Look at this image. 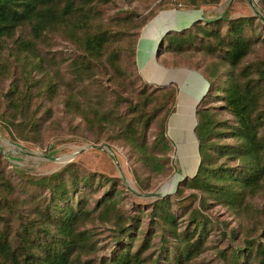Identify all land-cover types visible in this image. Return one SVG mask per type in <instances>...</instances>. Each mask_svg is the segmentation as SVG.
Returning <instances> with one entry per match:
<instances>
[{
  "label": "trees",
  "instance_id": "16d2710c",
  "mask_svg": "<svg viewBox=\"0 0 264 264\" xmlns=\"http://www.w3.org/2000/svg\"><path fill=\"white\" fill-rule=\"evenodd\" d=\"M172 1L167 9L197 12L223 2ZM155 13L119 10L116 15L121 17L116 22L120 24L113 29L99 18L92 0H0V45L12 38L19 26L30 27L31 39L19 41L16 53L20 56L16 58L20 79L25 82H33L34 74L43 73L36 41L48 32H63L76 48L68 64L73 83L82 84L97 66L106 67V72L121 81L134 77L139 84L134 94L116 95L126 103L127 119L116 115L114 120L112 111L103 110L82 90L71 86L63 103L68 110L83 109L85 114L81 115L91 129L93 123L119 124L117 138L137 162L163 174L170 160L168 154L173 151L166 122L176 111L178 85L157 86L145 81L136 57L138 40ZM261 43L264 24L253 14L194 21L162 37L158 60L170 67L199 70L209 86L196 107V172L179 183L173 197L153 203L148 213L140 206L134 214L119 207L118 196L123 189L115 176L81 171L73 163L47 175H24L16 169L6 171V161L0 155V264H148L155 237H160L161 244L152 264H189L202 252L213 228L214 219L207 213L212 205L243 215L252 206L249 199L259 195L264 202V58L244 63ZM27 53L37 61L35 65ZM166 57L169 62L164 61ZM45 91L52 94L55 84L49 81ZM31 101L26 88L11 90L8 102L13 112L5 120L11 138H17L15 132L28 137L39 131L38 110L30 109ZM152 124L156 129L149 140L147 132ZM132 173L138 180L135 167ZM14 175H21L19 181L27 186L22 190H34L35 194H29L36 203L19 201ZM101 186H107L106 192L89 207L88 194ZM183 187L191 191L188 196L182 195ZM26 203L29 206L25 207ZM145 218L149 223L143 227ZM94 219L111 225L114 247L110 256H97ZM261 238L264 240V227ZM243 242V248L220 250L225 264H247L249 257L255 258L256 264H264V241L244 238Z\"/></svg>",
  "mask_w": 264,
  "mask_h": 264
},
{
  "label": "rangeland",
  "instance_id": "374dc122",
  "mask_svg": "<svg viewBox=\"0 0 264 264\" xmlns=\"http://www.w3.org/2000/svg\"><path fill=\"white\" fill-rule=\"evenodd\" d=\"M251 1L253 5L249 0H223L215 6L204 7V11L200 10L198 13L197 11H185L174 17L170 13L176 8L167 9V7L172 6V2L174 4L172 0H112V2H100L98 5H96L95 0H92L93 7L100 12L99 18L103 19L102 22L108 23L113 29H117L120 24L116 22L121 17L120 14L116 15L119 10H132L139 15H144L150 10L156 12V17L149 22L138 40L136 57L138 68L144 80L151 82L152 85L162 86L154 82L156 80L166 81L167 79L164 77L169 78L172 75L171 72L180 75L179 80L175 78L181 86L176 111L170 114L166 122L169 136L173 141V151L168 154L170 160L167 162L163 174L151 172L146 166L137 162L130 149L124 147L121 140L117 138L116 134L120 129L119 124L100 125L93 123L94 128L91 129L88 126L89 123L81 115L85 114L83 109L79 112L74 109L68 110L63 103L67 89L71 86L75 90H82L93 103L102 106L103 110L112 111L110 115L114 120L117 119L115 118L116 115L119 119L122 117L127 119L126 103L117 100L116 95L123 93V96L130 97L139 88L138 81L132 76L130 79L121 81L122 78L119 80L113 76L112 72H106V67L97 66L82 84L73 83V76L69 71L68 64L70 58L75 54L76 48L63 32H48L36 41V54L40 55L43 73L34 74L33 82H25L20 79L19 66L16 62V58L20 56L16 53L19 50L18 42L22 39H31L32 36L28 25L19 26L14 36L4 39L0 45V138H4L8 143L7 149L0 148V155L6 161L5 170L16 169L19 174L40 176L50 174L69 163H73L81 171H93L111 177L115 176L121 181L123 189L122 194L118 196L119 207L128 209L129 214H134L135 209L139 206L148 213L152 209V204L159 199L165 196L173 197L179 183L184 178L192 177L197 169L198 140L195 130L194 134L191 132L195 119L192 114L193 108L190 105L192 102L189 100L202 90L205 83L199 74L180 68L195 69L186 66L170 67L157 58L159 64L171 69L168 70L153 62L152 53L154 54L158 34L166 26L182 28L183 25H187L190 21L187 19L189 17L186 18L188 13L203 15L211 21L225 15L236 17L253 14L264 24V0ZM168 16L169 18L165 20ZM27 56H29L28 53ZM259 58H264L263 43L256 45L244 63ZM168 59L166 57L164 61L169 62ZM29 62L35 65L37 61L32 60L29 56ZM164 71L169 73H164ZM195 71L201 73L199 70ZM194 75L195 79L188 83L184 82ZM49 81L55 84V91L52 94H47L45 91V86ZM121 82L122 85H120ZM176 85L178 84L176 83ZM15 87L18 91L26 88L27 96H31L32 99L30 109L36 108V111L38 110L37 117H39L40 124L37 133L25 137L24 132H15L17 138L13 139L10 137L5 120L13 112L8 97ZM185 108H190V112L182 115ZM182 116L184 117L182 118ZM182 127L186 135L184 137H186L187 154L184 152L183 156H180V150L177 153L178 147L176 146L180 145ZM155 129L156 125L152 124L147 132L149 140L152 139ZM184 137L182 136V138ZM132 167H135L138 172V180L133 176ZM20 177L16 176L13 180L16 187L15 195L20 202L27 200L29 203H36L37 199L31 196V194H35L31 187L27 188L26 192L22 190L23 187L27 186L19 181ZM106 189L107 186H101L97 191L89 193L87 196L88 206H94L96 200L103 195L104 191L106 192ZM183 189L182 195L188 196L191 191L184 187ZM79 195L81 196V194ZM249 202L252 206L243 215L233 214L220 205H212L207 210V213L214 219L213 228L202 252L195 256L189 264H225L224 260L221 259L220 250L227 252L231 247L243 248L244 238L264 241L261 238L264 227L263 198L257 195L249 199ZM27 206H29L28 203L25 204V207ZM192 206L196 207L197 201ZM174 207L172 210L176 211ZM92 223H94L98 233L96 236L99 247L97 256H110L114 247V243L111 241V225L100 223L98 219H94ZM148 223V218H145L142 221V226L146 227ZM183 227L184 223L178 226L179 230H182ZM152 241H154L153 246L149 250L152 252L151 260L148 264L153 263L152 259L160 250V237H155ZM247 264H256L255 258L249 257Z\"/></svg>",
  "mask_w": 264,
  "mask_h": 264
},
{
  "label": "water",
  "instance_id": "95a60500",
  "mask_svg": "<svg viewBox=\"0 0 264 264\" xmlns=\"http://www.w3.org/2000/svg\"><path fill=\"white\" fill-rule=\"evenodd\" d=\"M249 1L252 3L251 0H249ZM252 5H253V3H252ZM185 11L196 12L197 9H196V10H195V9H179V10L174 9V11L170 13V15H174V17H175V16H177V15H179V14H182V13L185 12ZM222 16H223V15H222ZM168 18H169V16L166 17L165 20L168 19ZM198 20H201V21H204V22H209V21H211V19L208 20V19H206L205 16H203V15L194 16L192 19H190L189 23L187 24V27H189L194 21H198ZM213 20H215V19H213ZM171 29H173V28L166 26V27H164V28L160 31V33L158 34L157 42H156L155 49H154L153 62L156 63L157 65L163 67V68H165V67L162 66L161 64H159V63L157 62V60H156V59H157V53H158V49H159V45H160V43H161L162 37L164 36V34H165L166 32H168V31L171 30ZM165 69L171 70L170 68H165ZM180 69L187 70V71H191V72H195V73L199 74V75L201 76V78L203 79L204 83H205V84L203 85V87H202V90H200L199 94H198L196 97L193 98V100L191 101L192 103L190 104V105L192 106V108H193L192 114H193V117H194V119H195V124L192 126V129H191V132L194 134V127H195V125L197 124V119H196V107H197V104L199 103V101L203 98V96H204L205 93L207 92V89H208L209 83H208V81L204 78V76H203L201 73H199L198 71L190 70V69H188V68H180ZM191 80H192V78H187L186 80H184V82H185V83H186V82L188 83V82H190ZM173 82H176V83L179 85V90H181V86H180L179 82H178L177 80H175V79H174V80H166V81H163V80L158 81V80H156L154 83H156V84H158V85L165 86V85H169V84H171V83H173ZM191 106H190V107H191ZM189 109H190V108H189ZM189 109L185 108V109L183 110V112H182V115H186V114H188V113L190 112ZM187 110H188V111H187ZM183 117H184V116H182V118H183ZM182 136H183V137L186 136L183 127H182ZM182 136H181V139H180V145H179V146H178V145L176 146V147H178V148L176 149L177 153H178V151L180 150V156H183L184 152L187 154V150H186V146H187V145H186V137L182 138ZM194 136H195V135H194ZM195 137H196V136H195ZM181 149H182V150H181ZM175 189H176V188H175ZM175 189H174V190H175Z\"/></svg>",
  "mask_w": 264,
  "mask_h": 264
},
{
  "label": "bare ground",
  "instance_id": "6f19581e",
  "mask_svg": "<svg viewBox=\"0 0 264 264\" xmlns=\"http://www.w3.org/2000/svg\"><path fill=\"white\" fill-rule=\"evenodd\" d=\"M197 13H198V12H197ZM202 13H203V12H202ZM185 14H186V13H185ZM194 16H199V15L196 14V13H191V14L188 13V14H186V18H187V17H189V18H193ZM189 18H187V19H189ZM153 55H154V54L152 53V58H153ZM158 68H159V67H158ZM161 69H162V68H161ZM164 73H169V72H168V71H167V72L164 71ZM171 74H172V75H170L169 78H168V77L166 78V76H165L164 78L167 79V80L177 78V80H179L180 75L175 74V73H173V72H171ZM184 75H186V73H184ZM187 75L190 76L191 74H187ZM194 77H195V75L192 76L191 78H192V79H195ZM5 144H6L5 142H1V141H0V148H1V149L6 148V147H5ZM6 149H7V148H6ZM69 159H70V158H69ZM59 160H61V159H59ZM66 162H67V161H66Z\"/></svg>",
  "mask_w": 264,
  "mask_h": 264
},
{
  "label": "crops",
  "instance_id": "0c3cea01",
  "mask_svg": "<svg viewBox=\"0 0 264 264\" xmlns=\"http://www.w3.org/2000/svg\"><path fill=\"white\" fill-rule=\"evenodd\" d=\"M195 10H196V9H195ZM157 17H158V16H157ZM189 19H192V18H189ZM185 25H186V24H185ZM183 26H184V25H183ZM146 27H147V25L145 26V28H146ZM145 28H144V29H145ZM172 28H173V29H177V28H175V27H172ZM199 92H200V91H199ZM179 93H180V90H179ZM198 94H199V93H198ZM198 94H195V95H193V96L196 97ZM192 100H193V99H190L189 102L192 101ZM177 101H178V99H177ZM0 141H1V142H5V143H6V144H5V147H6V148L8 147V143L6 142V140H5L4 138H0Z\"/></svg>",
  "mask_w": 264,
  "mask_h": 264
}]
</instances>
